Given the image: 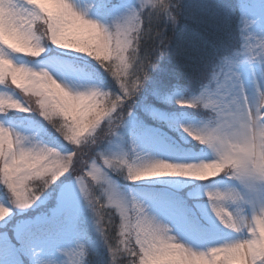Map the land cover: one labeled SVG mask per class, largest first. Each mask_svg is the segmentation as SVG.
Masks as SVG:
<instances>
[{
	"label": "clouds",
	"instance_id": "1",
	"mask_svg": "<svg viewBox=\"0 0 264 264\" xmlns=\"http://www.w3.org/2000/svg\"><path fill=\"white\" fill-rule=\"evenodd\" d=\"M89 4L0 0V221L73 174L107 264H264V28L244 19L226 51L206 63L197 90L174 100L199 113L175 127L200 151L170 160L121 141L125 114L160 59L148 62L142 42L176 27L183 0H134L107 21L94 19ZM50 46L73 60L44 63ZM79 57L99 71L81 70ZM12 113L37 118L35 128L9 124ZM48 128L62 143L46 139ZM163 178L202 184L205 210L224 231L184 239L118 182ZM64 256L62 264H90L83 245Z\"/></svg>",
	"mask_w": 264,
	"mask_h": 264
},
{
	"label": "rangeland",
	"instance_id": "2",
	"mask_svg": "<svg viewBox=\"0 0 264 264\" xmlns=\"http://www.w3.org/2000/svg\"><path fill=\"white\" fill-rule=\"evenodd\" d=\"M238 2L243 20H254L256 30L264 28V0H238ZM112 3L113 5L106 11L105 5L111 4L109 0H90V4L95 5L90 11L91 16L101 21L110 20L125 11L134 3V0H116ZM54 49L50 46L45 56L41 57V61L52 65L61 62L68 65L73 60L74 54L58 49L56 53ZM76 64L81 70L85 67L89 68L80 57L76 60ZM65 70L71 71L72 68L66 67ZM149 89L150 87L145 86L138 97L132 109V116L122 130L121 142L125 145H137L141 150L150 151L161 158L170 160L178 159L190 152L199 153L200 149L182 139L175 127L176 122L183 119L185 115H199L190 109H180L174 103L177 97L193 92L186 94L176 91L170 94L161 93L157 91V88H153L150 94ZM149 97L150 101L164 103L167 109L163 111L155 104H145L149 103ZM137 107H141L142 112L147 110L153 113L158 123L165 125L168 129L164 130L157 126L139 128V124L135 122ZM15 115V113L10 114V119L7 121L9 124L19 125L22 122L30 128H35L32 124V121L36 120L35 117L23 114V118H18ZM180 142H185L186 146ZM217 180L221 181V178ZM118 182L125 191L130 190L138 199L151 206L153 211L174 225L177 233L184 239L198 242L217 236L224 231L205 210L206 197L203 196L202 184L188 189L182 195L186 200L188 197L195 199L194 206H189L177 194L178 192L181 194V190L184 189L182 180L163 178L137 184H130L127 181ZM221 186H223L222 183ZM0 196V199L4 197V195ZM27 210L19 212L21 217L17 221L13 220V213L0 225V264H62L66 251L75 248L78 244L88 247L86 227L92 221V217L79 194L73 174L61 178V181L53 185L52 189L30 208V211L26 212ZM13 241H17L18 244ZM99 242L98 235H92V246L98 247Z\"/></svg>",
	"mask_w": 264,
	"mask_h": 264
},
{
	"label": "trees",
	"instance_id": "3",
	"mask_svg": "<svg viewBox=\"0 0 264 264\" xmlns=\"http://www.w3.org/2000/svg\"><path fill=\"white\" fill-rule=\"evenodd\" d=\"M115 1L109 0L111 4L105 5V10L108 11L110 6L113 5L112 2ZM242 21L243 17L238 0H183L180 21L176 27L169 26L167 29L163 27L154 29L151 35L146 36L142 42L141 55L147 53L150 56L148 62L160 57L156 61L157 67L151 71L150 79L145 85L150 87V94L153 88H157V91L161 93L170 94L176 91L189 94L197 90L206 71V63L214 53L226 51V47L236 38L238 25ZM145 27H147V24ZM157 31L166 32L163 45H161V41L156 34ZM57 51L54 49V52L57 53ZM51 52L53 53V50ZM153 52H158L160 55H154ZM80 58L89 66V68L87 67L89 71L93 67L99 71L98 66H95L93 61L88 60L86 57ZM108 83L110 84L111 81H108ZM148 102L145 104H155L163 111L167 109L162 102L150 101V97ZM141 109V107L136 108L138 113L135 116V122L139 124V128L157 126L164 130L168 129L165 125L158 123L159 121L153 113L147 112V110L142 112ZM15 116L18 118L24 117L23 114H16ZM47 133L46 139L59 144L62 143L52 129L48 128ZM180 143L186 146L185 142ZM119 181L124 183V180ZM182 184L184 189L181 190V194L179 192L177 194L185 200L187 205L194 206L195 199L188 197V200H186L182 195L188 189L194 188L200 183L184 181ZM179 185L181 184L179 183ZM0 195H4L3 189H1ZM28 211L30 209L26 212ZM19 212V210L14 212L12 217L14 221L21 217ZM1 224L2 222H0ZM86 228L90 264H107L108 252L102 242H99L98 247L92 246V235H97L93 222L91 221ZM15 243L18 244L17 241Z\"/></svg>",
	"mask_w": 264,
	"mask_h": 264
},
{
	"label": "snow or ice",
	"instance_id": "4",
	"mask_svg": "<svg viewBox=\"0 0 264 264\" xmlns=\"http://www.w3.org/2000/svg\"><path fill=\"white\" fill-rule=\"evenodd\" d=\"M95 7V5H93V4H89L88 5V8L91 10L92 8H94ZM55 9L53 8V11H54ZM158 38L160 39V41H161V45H163V43H164V39H163V37L162 36H158ZM0 54H3L2 52H0ZM146 55H147V57H148V60H150V56L147 54V53H145ZM153 54L154 55H157V56H159L160 55V53H158V52H153ZM132 87L133 88H135L136 87V85L135 84H133L132 85ZM126 117L129 119L131 116H132V112H126ZM128 121V120H127ZM118 123H120V124H124V120L123 119H121L120 121H118ZM0 222H2V223H4V222H6V221H0Z\"/></svg>",
	"mask_w": 264,
	"mask_h": 264
}]
</instances>
